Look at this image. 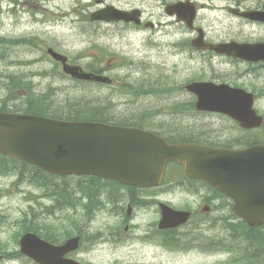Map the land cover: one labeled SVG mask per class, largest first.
<instances>
[{
	"label": "rangeland",
	"instance_id": "obj_1",
	"mask_svg": "<svg viewBox=\"0 0 264 264\" xmlns=\"http://www.w3.org/2000/svg\"><path fill=\"white\" fill-rule=\"evenodd\" d=\"M166 1L19 0L17 3L0 0V37H26L31 41L22 45H5L0 49V100L22 106L30 90L36 95H50L46 90L55 88L61 91L57 97L63 98L62 103L65 105L68 95L76 97L80 91L84 95L86 90L93 98L111 96L116 104L114 111L128 113V121L145 122L150 129L177 140L210 138L215 130L221 131L231 126L233 123L226 117L196 113L195 97L184 85L191 80L202 79L237 84L257 92L263 88L264 91V64L248 65L228 56L195 50L191 39L196 33L165 13ZM197 1L199 4L204 3L205 7L199 10L195 24L205 29L208 40H264V24L245 20L228 10L230 6H262L264 0ZM108 4L126 9H144V21H154L155 30L124 22H93L88 19L92 11ZM158 22L163 24L157 26ZM47 46L68 55L74 64L86 67L95 62L97 67L104 68L105 74L115 76L118 83L98 86L71 79L63 74L61 65L46 54ZM8 74L26 83L16 95L5 87ZM124 78L139 83L146 78V82H154L153 85L157 87L159 84L156 83L159 82L163 88H158L156 93L131 96L120 90L119 83ZM259 95L256 108L264 114V95ZM51 97L48 102L50 108L58 109L59 105L52 106L51 100L54 99ZM259 135L262 136V133ZM170 173L165 184L154 190L162 192L159 200L178 208L194 209L202 201L201 197L207 200L203 195L211 191L206 186L185 183L180 169ZM54 180L62 182L61 177ZM80 181L81 188L89 184L85 178ZM107 191L111 198L104 200L101 197L104 205L98 206L92 196L77 191V205L68 207L66 204V208L61 210L57 206H49L56 204V200L52 201L49 196L52 191L36 186L28 178L19 179L16 172L4 173L0 175V242L9 251L18 250L20 237L29 229L27 225H35L36 228L32 229H39L42 233L46 231L44 224H55L59 237L61 234L66 236V229H70V235L79 231L84 233L85 245L74 256L87 264H228L226 260L233 253L241 254L244 262L257 261L254 255L264 262V250H261L264 239L254 242L252 230L247 239L241 230L225 228L221 216L229 211L220 209L218 200L213 203L211 214L203 217L201 228H206V231L199 230L196 216L179 230L154 237L160 214L154 203L156 194L152 195L151 190L147 191V198L134 205L132 211L140 216L135 218L136 227L128 231V244L117 245L106 235L101 243L93 246L88 240L90 234L98 229H118L120 217L115 214L121 213L124 217V211L127 210L125 201L124 209L119 205L118 196L121 194L116 184L104 180L101 192L107 195ZM84 203L93 212H105H100L94 220L86 223L80 213L86 211ZM194 212L197 214V211ZM121 228L123 231L124 225ZM124 238L122 234L121 239ZM224 241L229 246L223 244ZM225 251L230 253H223ZM0 264L35 262L19 256L14 262L0 261Z\"/></svg>",
	"mask_w": 264,
	"mask_h": 264
},
{
	"label": "water",
	"instance_id": "obj_2",
	"mask_svg": "<svg viewBox=\"0 0 264 264\" xmlns=\"http://www.w3.org/2000/svg\"><path fill=\"white\" fill-rule=\"evenodd\" d=\"M252 20L264 22V10L231 9ZM169 14L192 27L196 5L187 0L166 8ZM139 11H122L109 6L93 14V19L135 20ZM149 25V23L147 24ZM194 40L197 48L248 60H264V42L208 43L204 32ZM49 53L63 63L66 73L75 78L110 83V77L85 71L68 64V58L53 49ZM187 89L197 96L195 106L201 111L230 115L243 127L260 126L263 117L254 109V95L239 87L212 81H194ZM0 153L33 163L49 173L85 174L117 179L124 184L155 186L161 183L168 161L186 166L191 177L202 178L235 200V212L252 226L264 217V144L242 149L216 148L197 143L170 144L154 132L94 121H67L38 115L0 112ZM160 227H174L186 222L190 213L161 205ZM130 211V209H129ZM80 237L61 245L52 244L37 234L21 239L22 252L40 264H83L66 255L76 250ZM1 257V256H0Z\"/></svg>",
	"mask_w": 264,
	"mask_h": 264
},
{
	"label": "trees",
	"instance_id": "obj_3",
	"mask_svg": "<svg viewBox=\"0 0 264 264\" xmlns=\"http://www.w3.org/2000/svg\"><path fill=\"white\" fill-rule=\"evenodd\" d=\"M89 69L99 72L95 67H89ZM8 77L9 81L6 84L8 87V92L16 95L18 91L23 90L26 85L23 80L18 79V77H16L15 75H8ZM145 79L142 80V83H135L130 85V87L128 85V81H125L123 85H120V90L122 93L139 97L141 95H146L149 93H156L158 91V88L160 90L163 88L161 83L157 82L156 84H159V87H157V85H153L154 82H146ZM27 86L30 88V85L27 84ZM84 93L85 94L83 95L80 91L79 95L76 97H71L70 95H68L69 98L66 100V104L64 105L62 103L63 98L60 99L59 96L57 97V95H59L58 92H48V94L50 95H36L32 92V90H30V96H26V102H24L22 106H19L17 108V111L21 109L22 111L28 113L54 118H63L68 120H93L105 123H115L124 126L133 124L143 127L141 125L143 123H131V121H128V113L121 114L114 111L113 108L116 107V104L113 103L111 96L107 95V97H105V95L104 97L93 98L91 94L86 90H84ZM49 96H52L51 98L54 99V101L51 100L52 106H60L58 109L50 108L51 105L48 104V102L50 101ZM58 99H60V101ZM0 109L7 110V102H1ZM150 117L146 122L149 121ZM0 172H16L19 175V179L23 177L28 178L30 182L35 184L36 186L45 188L46 191H52L51 195L49 196L51 197L52 201L56 200V204H50V208H52L53 206H57L62 210V208H64L66 204H68V207L76 206L78 199V197L76 196L77 191H80L82 194L86 193L87 196H92L98 206L103 205L102 199H100V189L103 186V183L97 184V180H102L98 177H90V179H88L89 184H86L81 188L82 184L80 181V176H63L61 177L62 182H57L56 180H54V178L58 177L57 175H50L37 166L30 165L29 163L18 159H11L3 155H0ZM98 187L100 189L99 191H96ZM107 195L108 198H111L110 193ZM83 208H85L86 211H91L87 203H84ZM28 227L36 228L35 225H28ZM48 229H52V226L46 225V230ZM240 230L243 232V236L249 239L248 235L251 232L250 230L252 229H250L246 224L241 223ZM36 231H39V229ZM252 231L254 232V242H259L263 239L262 234L259 232V230ZM46 237L49 239H54L53 237H50L48 235H46ZM57 241H60V239H58ZM166 243L171 244L170 241H167ZM223 244L229 246V243H226L225 241L223 242ZM261 250L263 251L264 247ZM233 255L234 258L229 262V264H241L239 261V257L237 258L236 256L237 253H233ZM254 258L257 259V262H263L258 257H255V255Z\"/></svg>",
	"mask_w": 264,
	"mask_h": 264
},
{
	"label": "flooded vegetation",
	"instance_id": "obj_4",
	"mask_svg": "<svg viewBox=\"0 0 264 264\" xmlns=\"http://www.w3.org/2000/svg\"><path fill=\"white\" fill-rule=\"evenodd\" d=\"M228 132L223 134V138L227 137L228 135ZM232 134H230L229 136L231 137ZM237 146H240V145H237ZM116 186L119 190H121L123 192V194L125 195V197L128 199V198H132V199H145L147 198V196H145V194L147 193L148 190H151V194L154 195L156 194V203H160V200H159V196L162 194V192H154V188H151V189H148V188H142V187H139V186H132V185H121L119 183H116ZM151 195V196H152ZM210 196V193L206 196V198ZM202 201L197 205L195 206L196 209L192 208V207H188V208H184V209H187L189 211H192V213H194V211H196L197 209H199L200 211H206V207H204L206 204L203 205L202 203H204L203 200H205L204 198L201 199ZM131 204H133V202H129ZM128 205V203H127ZM103 213L105 211H81V215L83 218L86 219V223H89L91 222L92 220H94L96 218V216L99 214V213ZM115 216H119L120 217V224H119V228L118 229H108L107 230H101V229H98L96 231H94V233H91L90 234V237H89V242L91 245L93 246H96L98 243H101L102 240H104V237L107 235L109 236L110 239H113L114 242H117L116 244L117 245H122V244H128V231L130 229H133L136 227V223H135V218H139L140 214H134V211L131 212V214H128V209L127 211H124V217L121 213H117L115 214ZM155 224V221L152 223V225ZM122 225H124V228H123V231L122 230ZM105 225H103L102 227H104ZM157 228L155 227L154 228V237L155 235H159V234H162L163 232V229H161L159 227V221L158 223L156 224ZM122 234L125 235V238L124 240H122ZM82 235H81V239H82ZM110 239L108 241H110ZM84 241H85V238H84ZM112 243H114L112 240H111ZM85 245V242L82 243L81 247H83ZM80 248V244H79V247L78 249ZM78 252V250L76 252H72L71 253V256L75 257L74 255ZM13 253V251H5V253H2V259H0V261H8V262H14V260L16 258H19L15 255H11ZM77 258V257H75ZM78 259V258H77ZM80 260V259H78ZM82 261V260H80ZM83 262V261H82ZM85 263V262H84ZM87 264V263H86Z\"/></svg>",
	"mask_w": 264,
	"mask_h": 264
},
{
	"label": "bare ground",
	"instance_id": "obj_5",
	"mask_svg": "<svg viewBox=\"0 0 264 264\" xmlns=\"http://www.w3.org/2000/svg\"><path fill=\"white\" fill-rule=\"evenodd\" d=\"M254 261V260H253ZM254 262H257V261H254ZM258 264H261L260 262H258Z\"/></svg>",
	"mask_w": 264,
	"mask_h": 264
}]
</instances>
